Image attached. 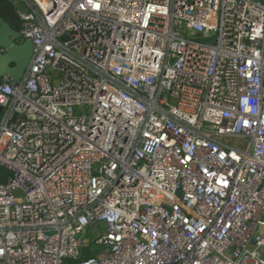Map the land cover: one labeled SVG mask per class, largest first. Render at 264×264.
I'll return each instance as SVG.
<instances>
[{"label":"built area","instance_id":"obj_1","mask_svg":"<svg viewBox=\"0 0 264 264\" xmlns=\"http://www.w3.org/2000/svg\"><path fill=\"white\" fill-rule=\"evenodd\" d=\"M5 1L0 264H264V0Z\"/></svg>","mask_w":264,"mask_h":264},{"label":"water","instance_id":"obj_2","mask_svg":"<svg viewBox=\"0 0 264 264\" xmlns=\"http://www.w3.org/2000/svg\"><path fill=\"white\" fill-rule=\"evenodd\" d=\"M32 54V42L23 40L19 31L0 17V79L7 76L14 83H19Z\"/></svg>","mask_w":264,"mask_h":264},{"label":"rangeland","instance_id":"obj_3","mask_svg":"<svg viewBox=\"0 0 264 264\" xmlns=\"http://www.w3.org/2000/svg\"><path fill=\"white\" fill-rule=\"evenodd\" d=\"M89 114V112L87 113ZM226 142L230 145H234L235 141L232 140V139H229V140H226ZM239 146H242V143H238ZM101 234L100 232V228H97V231L95 233H92V229H88V232L84 235V238L87 239V245L83 248V254H82V257L85 258V257H88L90 255H93L96 253V251H99L100 250V247L99 246H96L94 243H93V240L99 236ZM263 258H264V254H263ZM82 258H80L79 260H81ZM78 260V261H79Z\"/></svg>","mask_w":264,"mask_h":264},{"label":"trees","instance_id":"obj_4","mask_svg":"<svg viewBox=\"0 0 264 264\" xmlns=\"http://www.w3.org/2000/svg\"><path fill=\"white\" fill-rule=\"evenodd\" d=\"M0 17L3 18L14 30H20V23L15 14L13 5L9 1L0 0Z\"/></svg>","mask_w":264,"mask_h":264},{"label":"flooded vegetation","instance_id":"obj_5","mask_svg":"<svg viewBox=\"0 0 264 264\" xmlns=\"http://www.w3.org/2000/svg\"><path fill=\"white\" fill-rule=\"evenodd\" d=\"M13 43L18 44V42H13Z\"/></svg>","mask_w":264,"mask_h":264},{"label":"crops","instance_id":"obj_6","mask_svg":"<svg viewBox=\"0 0 264 264\" xmlns=\"http://www.w3.org/2000/svg\"><path fill=\"white\" fill-rule=\"evenodd\" d=\"M263 220H264V217H263Z\"/></svg>","mask_w":264,"mask_h":264}]
</instances>
